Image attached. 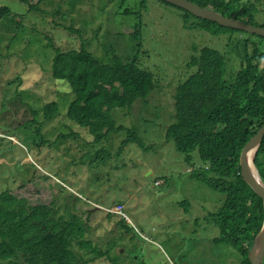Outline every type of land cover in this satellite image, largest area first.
<instances>
[{
    "label": "rangeland",
    "instance_id": "1",
    "mask_svg": "<svg viewBox=\"0 0 264 264\" xmlns=\"http://www.w3.org/2000/svg\"><path fill=\"white\" fill-rule=\"evenodd\" d=\"M37 2L0 0L11 9L0 22V195L54 203L63 215L66 206L75 208L88 219L86 239L107 254L100 258L77 247L85 259L96 258L91 264H240L233 249L215 245L220 231L208 220L224 195L192 178L202 164H188L187 155L166 142V129L174 122L176 89L193 73L188 65L194 55L206 47L221 51L230 80L241 70L243 41H251L252 52L258 38L191 31L183 11L159 0H50L30 11ZM257 21L264 23V9ZM137 26L140 44L132 40ZM50 39L64 51L84 44L106 63L109 55L135 56L154 73L150 97L115 114L118 125L137 129L146 149L123 147L126 131L95 146L89 130L67 117L74 95L69 84L49 79ZM53 100L59 116L45 122L40 114L31 123L33 110ZM102 149L105 160H96ZM117 205H125L131 223L110 214Z\"/></svg>",
    "mask_w": 264,
    "mask_h": 264
},
{
    "label": "trees",
    "instance_id": "2",
    "mask_svg": "<svg viewBox=\"0 0 264 264\" xmlns=\"http://www.w3.org/2000/svg\"><path fill=\"white\" fill-rule=\"evenodd\" d=\"M48 1L38 0L37 4L30 5V11ZM189 1L225 17L264 28V23L257 21L264 9V0ZM143 3L146 6V1ZM180 10L191 31H205L214 37L238 32ZM10 14L9 7L0 6V22ZM134 29L132 40L140 44L141 27ZM249 36L257 37L258 42H252L250 52L251 41H243L244 53H238L242 59L241 70L230 80L226 77L228 59L221 51L206 47L192 57L188 66L193 73L177 87L174 122L166 129V142H173L178 152L186 154L188 164H202L192 178L224 195L219 207L209 213L208 220L220 231L214 239L215 245L233 249L240 264H251L249 253L264 224L263 201L243 180L240 167L245 145L264 125V38ZM49 46L55 51L49 79L69 84L74 95L67 117L89 130L95 146L108 141L116 132L126 131L123 147L136 143L146 149L137 129L118 125L115 114L119 109H130L139 99L150 97L156 88L154 73L142 67L135 56L111 58L109 55L106 63L84 44L80 50L64 51L50 39ZM33 113L35 119L31 123L37 124L40 114L45 122H51L60 114L59 103L53 100ZM39 132L40 128L37 136ZM107 152L100 150L96 160H105ZM254 163L264 183V139ZM181 205H187V201ZM74 209L66 206L63 215L54 203L33 205L11 192H3L0 195V264L96 262V258L85 259L87 255L77 247L100 258L106 257V253L86 239L90 231L88 219ZM121 226L130 232L125 220Z\"/></svg>",
    "mask_w": 264,
    "mask_h": 264
},
{
    "label": "water",
    "instance_id": "3",
    "mask_svg": "<svg viewBox=\"0 0 264 264\" xmlns=\"http://www.w3.org/2000/svg\"><path fill=\"white\" fill-rule=\"evenodd\" d=\"M173 6L183 9L196 18L216 23L224 28L245 32L251 35H257L264 38V28L253 26L243 21L225 17L223 14L203 8L189 0H161ZM264 138V126L257 132V134L244 147L241 158L240 167L243 180L249 187L258 195L264 204V184L260 181L258 174L253 170L249 154L254 151V157L251 162L254 165L255 155ZM254 167V166H253ZM258 173V172H257ZM249 259L251 264H263L264 261V224L260 234L257 236L253 248L250 251Z\"/></svg>",
    "mask_w": 264,
    "mask_h": 264
},
{
    "label": "clouds",
    "instance_id": "4",
    "mask_svg": "<svg viewBox=\"0 0 264 264\" xmlns=\"http://www.w3.org/2000/svg\"><path fill=\"white\" fill-rule=\"evenodd\" d=\"M253 26H254V25H253ZM262 28H263V27H262ZM249 35H251V34H249ZM256 36H257V35H256ZM52 65H53V62H52ZM182 83H183V82H182ZM176 90H177V89H176ZM175 94H176V93H175ZM174 98H175V97H174ZM174 107H175V105H174ZM174 114H175V113H174ZM263 126H264V125H263ZM263 126H262V127H263ZM262 127H261V128H262ZM261 128H260V129H261ZM260 129H259V130H260ZM252 138H253V137H252ZM263 139H264V138H263ZM261 143H262V142H261ZM246 145H247V144H246ZM246 145H245V146H246ZM259 148H260V147H259ZM258 150H259V149H258ZM257 153H258V151H257ZM257 153H256V155H257ZM241 154H242V153H241ZM256 155H255V159H256ZM240 158H241V157H240ZM254 162H255V160H254ZM190 165H191V164H190ZM253 166H254L256 172H258V170H257V168H256V166H255V163H254ZM257 174H258V176H259V173H257ZM242 178H243V177H242ZM259 179H260V181L263 183V181L261 180L260 176H259ZM263 184H264V183H263ZM156 185H158L157 182H156ZM260 199H261V198H260ZM118 206H119V205H117L116 207H118ZM123 206H124V214H123V215L113 213V212H111L112 210H109L110 214H115V215H119V216H126V213H125L126 207H125V205H123ZM116 207H115V208H116ZM115 208H114V209H115ZM114 209H113V210H114ZM126 219L128 220L129 223H131V220H129V218H128L127 216H126ZM126 222H127V221H126ZM257 236H258V235H257ZM256 238H257V237H256ZM256 238H255V240H256ZM254 242H255V241H254ZM253 244H254V243H253ZM252 248H253V245H252ZM252 248H251V250H252ZM249 254H250V253H249ZM263 262H264V261H263Z\"/></svg>",
    "mask_w": 264,
    "mask_h": 264
},
{
    "label": "built area",
    "instance_id": "5",
    "mask_svg": "<svg viewBox=\"0 0 264 264\" xmlns=\"http://www.w3.org/2000/svg\"><path fill=\"white\" fill-rule=\"evenodd\" d=\"M111 212L116 213V214L123 215L124 214V206L123 205H119L118 207H116Z\"/></svg>",
    "mask_w": 264,
    "mask_h": 264
},
{
    "label": "bare ground",
    "instance_id": "6",
    "mask_svg": "<svg viewBox=\"0 0 264 264\" xmlns=\"http://www.w3.org/2000/svg\"><path fill=\"white\" fill-rule=\"evenodd\" d=\"M254 153H255V152L252 151V152L249 154V159H250L251 166H252L253 170L255 171V173H256V175H257V172H256V170H255V168L253 167L252 162H251L252 158L254 157Z\"/></svg>",
    "mask_w": 264,
    "mask_h": 264
}]
</instances>
